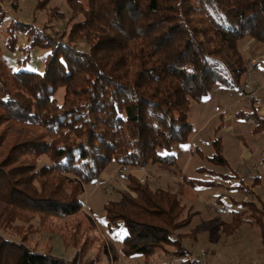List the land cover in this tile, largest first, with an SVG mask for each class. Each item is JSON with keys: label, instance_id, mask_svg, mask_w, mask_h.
Instances as JSON below:
<instances>
[{"label": "trees", "instance_id": "obj_1", "mask_svg": "<svg viewBox=\"0 0 264 264\" xmlns=\"http://www.w3.org/2000/svg\"><path fill=\"white\" fill-rule=\"evenodd\" d=\"M11 1L19 10L17 1ZM67 4L69 15L55 7L42 27L21 20L9 25L6 46L26 55L18 59L22 68L12 70L0 58V125L20 127V135L1 156L0 201L9 212L31 211L42 221L81 211L82 184H96L113 161L133 168L156 162L176 165L166 153L186 143L194 129L191 102H201L218 83L240 87L248 67L239 41L251 37L264 43V0ZM80 15L84 18L78 19ZM57 26L62 30L54 35ZM16 31L27 35V44L18 43ZM37 47L48 52L44 68L26 69ZM80 70L84 73L77 76ZM225 71L231 80L224 78ZM78 78L83 83L77 84ZM62 87L63 102L58 103L55 94ZM251 107L244 118L255 119L254 131L264 129V118ZM214 144L211 159L223 163L220 140ZM42 155L51 164L39 167ZM66 174L78 181L67 180ZM127 178V190L104 204L109 222L127 230L123 252L151 256L166 243L175 244L177 254L187 252L184 234L177 231L190 225L195 213L180 220L185 206L177 193L143 184L133 174ZM185 180L195 186L214 183ZM208 225L202 222L193 231ZM22 239L0 233V264H94L91 259L83 263L78 253L67 259L34 251Z\"/></svg>", "mask_w": 264, "mask_h": 264}, {"label": "rangeland", "instance_id": "obj_2", "mask_svg": "<svg viewBox=\"0 0 264 264\" xmlns=\"http://www.w3.org/2000/svg\"><path fill=\"white\" fill-rule=\"evenodd\" d=\"M16 1L19 10L12 5L11 0H0V8L3 9L0 58L12 70L22 68L18 59L26 55L19 50L14 53L8 50L6 43L10 38L9 25L14 20H21L34 22L36 26L42 27L50 19V15H55V7H59L67 15L71 10L67 0H45L41 3V8L37 9V2L42 0ZM81 1L84 6L88 4V0ZM83 18L80 15L78 19ZM61 30L57 26L52 33L55 35ZM15 34L19 44L28 43L26 34L21 31H16ZM238 44L248 67L243 74L240 93L230 90L231 94H224L220 92V88L225 86L218 83L201 102L192 101L189 118L194 129L186 143H177L172 151L166 153L176 159V165H159L163 169L160 175L161 187L169 185L176 189L171 192L177 193L185 206L180 220L186 219L190 212L195 213L190 225L177 231L184 234L181 239L182 248L187 252L175 253L177 246L173 243H166L151 256H127L123 252L122 241L127 230L124 226L117 227L109 222L104 204L109 199H116L120 191L127 190L128 183L124 186L125 189L121 183L124 181L125 185L129 182V174H133L143 184L148 182L156 189L160 184L157 183L154 170H147L140 177L136 173L139 167L129 166V170L124 171L123 165L116 161L105 170L114 181L100 185L82 184L81 198L84 207L74 215L65 218L53 216L42 221L39 214L31 211L9 212L0 201V222L4 224L0 226L1 235L19 242H23L24 238V243L37 252H51L67 259L78 253L83 263L91 259L94 264H185L183 260L189 259L195 260L192 264H264V129L254 131L257 125L255 119L244 118L245 114L252 113L251 106L256 103L251 97H257L264 106V43L245 37ZM246 44L252 45V50L247 52ZM82 46L83 50L88 48L86 44ZM47 53V50L40 47L33 49L29 61L32 68L26 64V69L37 70V67L41 71ZM83 73L80 70L77 76ZM224 78L231 80L228 71L224 72ZM76 83H83L82 79L78 78ZM57 90L55 98L58 103H62L65 89L62 87ZM254 91V95L249 94ZM238 97H241V101ZM254 109L257 117L264 118V112L259 113L255 106ZM19 128L17 125H0V136L4 139L0 146V160L20 135ZM215 140H220L222 145L221 154L225 158L223 163L211 159L217 149ZM37 162L39 167L51 164L46 155L40 156ZM200 168H204V172ZM209 169L219 174V178H214V183L209 186L203 183L200 187L191 188L186 182L185 177L211 179V176H201L202 173L207 174ZM118 173L123 176L117 177V181L114 177ZM66 176L69 181H78L73 175ZM202 222L209 225L193 231Z\"/></svg>", "mask_w": 264, "mask_h": 264}, {"label": "crops", "instance_id": "obj_3", "mask_svg": "<svg viewBox=\"0 0 264 264\" xmlns=\"http://www.w3.org/2000/svg\"><path fill=\"white\" fill-rule=\"evenodd\" d=\"M241 43V42H240ZM241 45V44H240ZM245 50L248 52L249 50H252V45H250V44H246V46H245ZM253 53V52H252ZM263 55V57H262V59H264V52L262 53ZM261 54H256V56H260ZM243 80H244V76H242V79H241V83H243ZM225 86V85H224ZM216 87H217V84H216ZM226 87V88H225ZM225 87H222V88H220L221 90H220V92H223L224 94H229L230 93V90L231 91H234V92H237V93H240V90H241V86L240 87H227V86H225ZM236 88V89H235ZM256 92L254 91V92H251V93H249V94H255ZM231 94V93H230ZM248 94V97L250 98V95ZM239 101H241V97H238L237 98ZM251 99H253V100H256L255 102V107L256 108H258V111H259V113H261V112H264V106H262V104H260V102L257 100L258 98L257 97H251ZM115 161H113L112 163H114ZM111 163V164H112ZM156 163H158V162H156ZM110 164V165H111ZM159 165H162L161 163H159V164H155V163H149L147 166H145V167H140V168H138V170H136V173H137V175H139L140 177H143L144 176V172H147V170H150V169H152V170H154V174L156 175V177H157V183H161V181H162V176H160L161 174H162V172H163V169H162V166H159ZM164 167V166H163ZM257 168H259V166H257ZM208 169V168H207ZM106 170V169H105ZM204 170V169H203ZM206 170V169H205ZM209 170H211V169H209ZM208 170V171H209ZM208 171H207V174L206 173H202L201 174V176H204V175H206V176H211L212 178L211 179H202L201 177H196V179H198V180H204V181H214L215 179H218L219 178V174H217L216 172H214L213 170H211V171H209V172H211V173H208ZM204 172V171H203ZM119 176H123V175H119V173L114 177L115 178V180L117 179V181H118V178L117 177H119ZM258 177H260L259 175H258ZM192 178V177H191ZM215 178V179H214ZM112 181H114V179L113 178H109V173L108 172H106V171H104L102 174H101V176H100V178H98V180H97V182H96V185H100V184H106V183H111ZM235 182H237V183H235V184H238V181H235ZM127 183L128 182H126V184L124 185V181L121 183L122 184V187H123V189H125L124 188V186H127ZM230 184H232V183H230ZM189 186H191V188H196V187H200V185H197V186H195V185H192L191 183H189L188 184ZM158 187H160V188H162V189H167V190H172V191H174V190H176V189H173V187H169V185L168 186H166V187H161V184L160 185H158ZM127 189V188H126ZM121 227V226H120ZM125 237V236H124ZM124 239V238H123ZM170 254V253H169ZM169 258H171V256L169 257ZM161 264H168V262L166 263V262H161Z\"/></svg>", "mask_w": 264, "mask_h": 264}, {"label": "built area", "instance_id": "obj_4", "mask_svg": "<svg viewBox=\"0 0 264 264\" xmlns=\"http://www.w3.org/2000/svg\"><path fill=\"white\" fill-rule=\"evenodd\" d=\"M122 170H124V171L129 170V166L124 164L123 167H122Z\"/></svg>", "mask_w": 264, "mask_h": 264}]
</instances>
